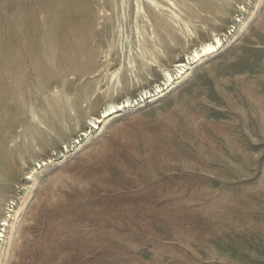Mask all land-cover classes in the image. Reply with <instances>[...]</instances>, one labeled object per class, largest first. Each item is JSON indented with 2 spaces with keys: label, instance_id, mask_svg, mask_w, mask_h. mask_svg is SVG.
Wrapping results in <instances>:
<instances>
[{
  "label": "rangeland",
  "instance_id": "1",
  "mask_svg": "<svg viewBox=\"0 0 264 264\" xmlns=\"http://www.w3.org/2000/svg\"><path fill=\"white\" fill-rule=\"evenodd\" d=\"M122 1L0 0V264H264V0H154V44ZM62 16L86 24L90 59L57 64ZM20 19L37 31L23 58Z\"/></svg>",
  "mask_w": 264,
  "mask_h": 264
},
{
  "label": "bare ground",
  "instance_id": "2",
  "mask_svg": "<svg viewBox=\"0 0 264 264\" xmlns=\"http://www.w3.org/2000/svg\"><path fill=\"white\" fill-rule=\"evenodd\" d=\"M125 1L128 2L129 0H123L122 1L123 2L122 3L123 5L125 4ZM62 4H63L62 6L69 13L75 10V7H76V3L75 2H69L68 1V2H64ZM134 5H135V12H134L135 13V18L136 19H141L142 21H145V23H144L145 26H149V28L151 30L152 37H151V34H149V36H148L149 38H147V40H149V42L152 43V44L156 43V36H154L155 30H156V28H158V26L161 27L162 25L165 24L163 22L162 18L160 17V16H162V14H164L163 12L160 11V6L154 0H146V4L144 6L150 12L151 17L153 18V19H150L148 16L145 15L144 8L141 7L142 5L139 3V0H135V4ZM128 7H129V5H128ZM98 13H100V11ZM16 26H17V29H18V31L16 33H15V30L12 29V28L9 31V35H8L9 44L11 46H13L15 43H18V45H19L18 46V48H19L18 49L19 50V54L23 58V57H26L28 55V53H29L30 44L27 42V39L30 38V36L33 35L37 31H36L35 28L33 29V27H31L32 25L30 24V21L27 20V19H20V20H18L16 22ZM46 27H47V25H45V23H44V24L41 25V27L38 28V31L39 32L45 31L46 30ZM54 28H55L54 30L56 31V33L58 35V37H57L58 48L62 52L61 60H60L61 63L58 62L57 63L58 65H67V64H69V65H76L77 63L82 62L83 60L90 59V57H91V51H90L89 47H87V45H88V39L86 38V35L84 33V29H86V24L85 23L83 24L80 21H75V20L72 19L71 16H62V17L58 18V20L56 21ZM93 41L94 40L92 39V42ZM223 47H224V45H222V43H220V41L217 38H215L213 42L202 45L198 50H195V51L192 50L193 51L192 52V55H190L192 63L189 65V60H188V64H186V62L185 63L184 62L177 63L176 66H175L178 69V72L177 73L180 74L181 71H182V69L185 68V71L183 73L186 76L191 75L192 72L194 71V69L197 68L199 65H201L202 62H203V60L205 58L207 59V57H209L211 55L214 57L213 54H216L219 50H222ZM136 49H137V47H136ZM140 57L142 58V61H145L143 59V57L145 58V54L143 52H141ZM145 66H148L147 65V62L145 63ZM181 78H182L181 75L180 76L177 75L174 78H172L171 76L166 77L167 80H166V82L164 84V88H162L161 90L160 89H156L155 92L153 91L154 92L153 94L148 95L145 99L148 100L149 103H152V102L157 101L158 99L164 97V95L167 94L169 92V90H171L172 88H174L175 85H177L179 83V81L181 80ZM119 79L120 78H119L118 74H116V73L115 74H112L110 76V78H109V80H115V82H118ZM17 82H18V80H17ZM14 85H16V84H14ZM54 96H55V94L53 95V97ZM42 97H44V96H42ZM142 99H141V101L143 103L144 101ZM55 102H56V100H55ZM56 103H58V100H57ZM130 106H131L130 105V100L129 101L127 100L126 102H123L122 105H116V106L115 105H109L108 108L103 112L102 118H107V117H110V116L117 117L119 115V113L125 111V109L128 108V107H130ZM29 107H30V105H29ZM139 107H142V105H139ZM32 111H33V108H32ZM40 114H42V113H40ZM31 116H32V114H31ZM105 121L98 118L96 120V122L94 123V125L95 124H104ZM95 129L98 130L99 127H97V128L95 127ZM51 131H52V129H51ZM78 145L80 147V144H78ZM26 178L28 180H31L33 178V176L30 175V176H27ZM18 212H19V209H18V211L15 212V214H14V216L12 218V222L17 219ZM9 217H11V216H9ZM11 225H12V223L9 225V223L6 220H2V222L0 223V242H3L4 237H5V234L7 232L6 230L7 229L10 230V228L12 227ZM0 252H1V247H0Z\"/></svg>",
  "mask_w": 264,
  "mask_h": 264
}]
</instances>
